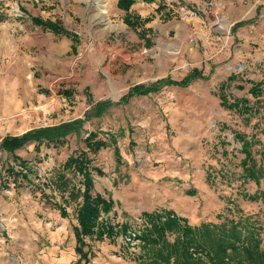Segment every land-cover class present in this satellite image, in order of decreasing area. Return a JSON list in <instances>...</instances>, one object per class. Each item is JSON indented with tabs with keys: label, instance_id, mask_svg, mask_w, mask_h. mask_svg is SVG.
Listing matches in <instances>:
<instances>
[{
	"label": "rangeland",
	"instance_id": "374dc122",
	"mask_svg": "<svg viewBox=\"0 0 264 264\" xmlns=\"http://www.w3.org/2000/svg\"><path fill=\"white\" fill-rule=\"evenodd\" d=\"M102 1L0 0V141L85 119L93 106L89 103L117 101L132 85L166 77L181 80L191 65L167 61L184 59L178 49L168 50L172 32L164 34L163 29L172 18L204 19L213 38L209 59L199 68L205 79L109 107L57 146L42 145L36 152L33 142L26 143L16 153L29 162L26 180L7 175L9 165L20 168L0 151V264L77 262L73 228L83 186L80 176L73 177L63 167L81 151L102 173L93 172L92 194L112 200V210L100 220L117 233L112 239L85 238L87 264H139L141 240L135 230L144 225L143 212L168 211L191 226L243 216L264 228V179L255 183L244 177L245 154L238 138L252 142L249 150L264 169V41L246 45L241 37L243 30L264 27V6L257 4L264 0H235L231 5L232 0L189 5L174 0L173 8L166 3L162 31L150 38L151 44L142 26L138 36L119 18L108 17ZM32 18L59 22L73 32L78 38L75 49L57 52L53 45L59 36L35 25ZM234 26H239L235 32L242 39L234 38ZM218 45L222 51L212 57ZM231 54L238 55L235 61L229 60ZM159 60L166 61L160 68ZM230 75L235 79L220 89ZM257 83V94L248 93ZM243 99L256 112L242 114L221 105L222 100ZM89 134L105 146L89 151ZM63 174L70 180L65 187L59 178ZM124 224L130 227L126 234L120 229Z\"/></svg>",
	"mask_w": 264,
	"mask_h": 264
},
{
	"label": "trees",
	"instance_id": "16d2710c",
	"mask_svg": "<svg viewBox=\"0 0 264 264\" xmlns=\"http://www.w3.org/2000/svg\"><path fill=\"white\" fill-rule=\"evenodd\" d=\"M151 3L152 0H146ZM125 4L124 10L128 12L129 7L133 4L132 0H119L118 5ZM158 6L157 10H162ZM125 14L123 22L131 29H138L141 24L138 19L132 18ZM32 23L53 34L64 35L73 41L76 35L63 28L59 22H51L40 18H32ZM205 79L202 70L193 68L181 80H173L169 77L156 80L146 84L132 85L125 94L117 101L102 100L98 101L90 108L85 119H75L63 122L54 126L40 127L31 129L19 136H6L0 141V151L6 152L12 161L20 168L16 171L14 166H8L7 175H12L13 179H27L29 162L21 159L16 153L26 143L33 142L36 152L40 146H57L64 143L66 138L81 131L86 121L94 118H100L109 107L126 104L131 98L139 96H148L152 93L159 92L164 87L186 88L192 80ZM234 77L229 76L227 82L220 85V89L227 86ZM261 84H253L248 93L256 95ZM87 97L90 94L87 92ZM248 101L233 100L232 103L222 100L221 105L227 109H234L238 113L251 114L255 109L248 107ZM241 141V147L244 151L245 158L242 161L243 174L246 179L255 183L264 179V169L257 166L252 156L249 146L251 141H247L243 136H238ZM95 135L89 134L85 139L86 148L89 151H98L104 147V142L95 141ZM111 142H115L111 139ZM261 160L264 159V149L260 152ZM63 169H68L72 176L81 177L83 190L80 191L81 202L76 210V223L74 226L75 248L78 255L75 264H87L89 262L90 252L85 251V238L94 237L102 240L104 238L112 239L117 235L114 226L100 220L112 210L113 202L109 198H104L100 194H92L93 172L97 175L102 173L95 167H92L91 160L86 151L71 155L64 164ZM63 187L70 180L63 174L59 177ZM70 195L74 193L72 189ZM264 196V193H262ZM252 199L256 196H250ZM62 215L65 210L58 207ZM216 215V218H220ZM143 227L135 230L141 243L138 245L137 259L139 264H264V248L261 246L260 230L261 226H256L255 221L249 217L239 216L236 220L225 218L219 224L201 223L198 226H191L185 218L175 216L168 211L143 212L141 216ZM120 229L126 234L130 227L127 224L121 225ZM172 237V239H170Z\"/></svg>",
	"mask_w": 264,
	"mask_h": 264
},
{
	"label": "crops",
	"instance_id": "0c3cea01",
	"mask_svg": "<svg viewBox=\"0 0 264 264\" xmlns=\"http://www.w3.org/2000/svg\"><path fill=\"white\" fill-rule=\"evenodd\" d=\"M119 0H103L102 1V7L104 9V13L112 17L119 18L123 23V18L127 11L124 10L125 4L122 3V6L118 5ZM133 4L129 7L127 14H129L132 18L138 19V22L141 24L143 31H147V35L145 37L149 39L150 44L152 43V39H156V37H159V32L162 31L160 29L161 22L160 17L163 16V10H157L158 6H165L164 12L167 11L166 3L170 8H173L174 0H152L151 3L147 2L146 0H132ZM171 1V2H169ZM197 0H176V3L178 5H182L183 2L187 3H195ZM233 2L229 3V5L235 3V0H232ZM164 4V5H163ZM258 5L264 6L263 2H258ZM101 7V8H102ZM168 7V9H169ZM177 7V5H176ZM169 11V10H168ZM169 28H164V34L166 32L170 33L172 32V40L170 41L168 50L169 52H173L174 50L178 49V53H182L184 59H172L169 57V60H167L169 63L173 62H180V61H186V64L191 65V69L197 68L199 69L201 67V64L203 63L204 59H209L208 50L210 48L209 44L212 43L213 38L210 34V31L204 24V19H193L188 18L185 20H174L172 18L171 21H169ZM237 23V22H236ZM125 25V24H124ZM244 25V24H242ZM239 25V26H242ZM126 26V25H125ZM239 26H234L233 35L236 39V36L239 39L245 38L244 44H252L254 41L263 42L264 41V27L260 28V30H243L242 33H244L243 36L240 37V32H235L236 28ZM128 27V26H127ZM256 28V27H255ZM129 29V27H128ZM131 30V29H130ZM134 29H132L133 31ZM140 27L136 29L133 32H136V34L139 32ZM242 30V29H240ZM250 32V33H249ZM249 33V34H248ZM55 36H59L58 42L53 45V48H57V52L59 53H67L68 51H73L77 45L78 38L76 37L75 41H73L71 38L64 36V35H57L53 34ZM138 35V34H137ZM139 36V35H138ZM145 38V39H146ZM218 42H215L217 44ZM213 44V43H212ZM222 51L221 45H218L215 52L216 54L212 57L216 56L218 58V55ZM235 57H238L236 54H231L229 56L232 60L235 61ZM243 59H246V55L244 54ZM182 61V64H183ZM233 61V62H234ZM166 63V61L159 60L157 62V67H162V64ZM233 75V74H232ZM231 76V75H230ZM42 77L46 78V75L42 73ZM58 80V78H56ZM235 79V78H234ZM93 105V103H89V105ZM53 126V125H50Z\"/></svg>",
	"mask_w": 264,
	"mask_h": 264
},
{
	"label": "built area",
	"instance_id": "2783aa9c",
	"mask_svg": "<svg viewBox=\"0 0 264 264\" xmlns=\"http://www.w3.org/2000/svg\"><path fill=\"white\" fill-rule=\"evenodd\" d=\"M219 29H223V27L222 26H219Z\"/></svg>",
	"mask_w": 264,
	"mask_h": 264
},
{
	"label": "bare ground",
	"instance_id": "6f19581e",
	"mask_svg": "<svg viewBox=\"0 0 264 264\" xmlns=\"http://www.w3.org/2000/svg\"><path fill=\"white\" fill-rule=\"evenodd\" d=\"M103 8V7H102ZM104 11V9H102Z\"/></svg>",
	"mask_w": 264,
	"mask_h": 264
}]
</instances>
